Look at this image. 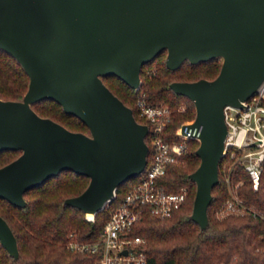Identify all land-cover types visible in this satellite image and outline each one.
Instances as JSON below:
<instances>
[{
	"label": "water",
	"instance_id": "water-1",
	"mask_svg": "<svg viewBox=\"0 0 264 264\" xmlns=\"http://www.w3.org/2000/svg\"><path fill=\"white\" fill-rule=\"evenodd\" d=\"M0 49L29 81L22 99L0 98V151L21 150L0 166V198L19 207L24 192L62 170L88 177L65 199L92 216L117 186L145 168L146 123L104 84L115 75L137 89L142 65L166 50L165 65L221 58L212 79L171 81L195 107L199 165L191 218L204 229L227 133L224 107L242 108L264 83V0H0ZM59 102L88 132L72 131L32 107ZM0 242L17 257L13 230L0 214Z\"/></svg>",
	"mask_w": 264,
	"mask_h": 264
},
{
	"label": "trees",
	"instance_id": "trees-1",
	"mask_svg": "<svg viewBox=\"0 0 264 264\" xmlns=\"http://www.w3.org/2000/svg\"><path fill=\"white\" fill-rule=\"evenodd\" d=\"M166 55V50H163L141 66V84L137 89L115 75L102 77V81L132 109L136 118L139 97L151 105L170 107L171 118L166 124L170 138L180 122L196 115L193 101L174 92L171 81L201 77L212 79L221 68V58L195 64L184 60L178 68L171 69L165 65ZM28 81L29 76L18 60L0 49V98L22 99ZM32 107L38 115L50 117L69 130L89 133L86 124L79 117L67 114L59 102L42 99L33 103ZM138 121L148 123L141 117ZM145 141L149 144V135ZM186 145L182 162L171 164L161 182L170 191L188 186L187 198L171 217L161 218L145 209L134 225L133 234L143 236L146 242L144 252L147 264H264V219L249 214L224 218L216 215L220 205L230 195L225 175L234 159L220 158L219 182L212 188L213 196L207 207V226L203 229L191 218L195 182L189 173L200 163L196 154L199 145L195 139H189ZM20 153L21 150L0 151V166ZM261 166L257 189L253 188V180L241 162L234 163L229 176L231 187L239 197L264 215V160ZM139 176L117 186L115 196L93 215V220H89L82 209L65 202L66 198L81 192L89 182L87 176L71 170H62L43 184L24 192V207L0 198V214L13 230L19 248L18 256L13 257L0 242V264H93L95 255L76 252L69 247L70 234L83 241L96 240L104 223L127 190L140 179ZM236 183L240 184L235 187Z\"/></svg>",
	"mask_w": 264,
	"mask_h": 264
},
{
	"label": "built area",
	"instance_id": "built-area-1",
	"mask_svg": "<svg viewBox=\"0 0 264 264\" xmlns=\"http://www.w3.org/2000/svg\"><path fill=\"white\" fill-rule=\"evenodd\" d=\"M263 99L264 83L244 102L242 108L227 105L223 110L227 133L222 156L244 165L253 180L254 189L258 187L264 160ZM170 113L171 108L166 105H151L144 98H138L136 115L148 122L146 124L149 130V160H146L142 175L140 173V179L124 194L96 240L83 241L76 239L73 233L70 234L69 247L76 252L95 255L93 264H147L144 252L146 242L143 236L133 234L135 223L145 209L161 218L171 217L173 211L187 198L188 186L170 191L161 179L171 164L182 162L186 142L189 139L198 141L201 127L192 125L194 118L186 119L177 125L174 136L168 138L166 124L170 121ZM138 117H135L137 121ZM234 163L225 175L230 195L220 205L217 217L249 214L264 219L260 211L249 206L231 187L229 175ZM239 184L236 183L235 187ZM87 218L93 220V216Z\"/></svg>",
	"mask_w": 264,
	"mask_h": 264
},
{
	"label": "bare ground",
	"instance_id": "bare-ground-1",
	"mask_svg": "<svg viewBox=\"0 0 264 264\" xmlns=\"http://www.w3.org/2000/svg\"><path fill=\"white\" fill-rule=\"evenodd\" d=\"M88 216H89V217H91V216H92V214H91V213H89V214H88Z\"/></svg>",
	"mask_w": 264,
	"mask_h": 264
},
{
	"label": "rangeland",
	"instance_id": "rangeland-1",
	"mask_svg": "<svg viewBox=\"0 0 264 264\" xmlns=\"http://www.w3.org/2000/svg\"><path fill=\"white\" fill-rule=\"evenodd\" d=\"M263 101H264V99H263ZM87 217H89V216L87 215Z\"/></svg>",
	"mask_w": 264,
	"mask_h": 264
}]
</instances>
